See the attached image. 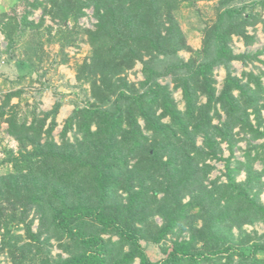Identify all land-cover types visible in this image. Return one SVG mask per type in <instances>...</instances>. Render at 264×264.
Returning a JSON list of instances; mask_svg holds the SVG:
<instances>
[{
	"label": "trees",
	"instance_id": "16d2710c",
	"mask_svg": "<svg viewBox=\"0 0 264 264\" xmlns=\"http://www.w3.org/2000/svg\"><path fill=\"white\" fill-rule=\"evenodd\" d=\"M199 1H215V17L193 48L179 11ZM24 2L0 24V61L22 46L17 58L28 67L0 98V123L16 141L0 156V256L9 264H264V232L243 229L264 222V48L233 47L234 37L254 44L257 24L264 31V0ZM89 8L93 27L79 24ZM45 41L58 44L64 64L67 47L90 48L75 64L82 103L57 135L61 98L42 110L37 96H23L27 78L48 85L32 76L48 58ZM233 61L252 66L237 73ZM138 62L142 79L132 81ZM211 161L223 162L214 178Z\"/></svg>",
	"mask_w": 264,
	"mask_h": 264
},
{
	"label": "rangeland",
	"instance_id": "374dc122",
	"mask_svg": "<svg viewBox=\"0 0 264 264\" xmlns=\"http://www.w3.org/2000/svg\"><path fill=\"white\" fill-rule=\"evenodd\" d=\"M214 5L215 1H199L195 3L194 7L184 8L182 7L179 11V22L183 30L187 35V42L193 48H198L201 45V38L202 33L200 31L201 27L206 23V21L210 22L215 17L214 12ZM25 6L24 0H0V24L8 17L14 16L15 14H19L23 12ZM86 15L79 19V24L85 27H93V23L95 22V18L92 16V9H86ZM41 15V10L36 9L34 10L33 15L30 17L35 21H38ZM264 17V11L263 15ZM52 24V21L46 17L45 18V25ZM249 33H252L253 30L251 27H248ZM256 36L258 37L257 41L254 44L244 45L241 40H237L234 37L233 47L236 53L243 52L246 50L254 51L259 48H264V31L262 30V24H257V31L255 32ZM30 38V32H27L23 40H28ZM6 41L4 40L3 34L0 32V48L4 49ZM21 45V44H20ZM45 52H47L48 58L43 62V64L38 67L36 71H33L32 76H37V73H40L42 76L38 77L40 81L45 80L48 85H42L39 82H33L29 84V78H27L24 83L23 87L25 88V92L23 96L27 97L29 102L33 100V96L38 97V107L42 110L50 109L53 105L54 101L58 98H61L62 105L59 109V112L56 116V120L58 122L57 127L54 130V134L57 135L58 131L61 128L64 118H66L71 110L74 107V104L77 102L79 104L82 103V95L76 87V80H75V64L81 62L89 53L90 48L87 43L81 42L79 46L76 47H67L66 53L68 54V62L67 63H60L58 62L60 53L58 52L59 46L57 43H48L45 41L44 46ZM23 52L22 46H19L16 50V57L12 59H8L5 53H2L1 61H0V83L1 80L6 78L8 82L4 85L1 84L0 90V98L2 93L5 92L8 88L12 86V81L15 80L16 76L19 73H24L28 71V67L26 66L27 63L23 61H19L17 57H21ZM180 54L185 59L189 57V52L181 51ZM260 59H264V54L259 56ZM257 65H262L260 61H254ZM233 65L237 69V73H240L241 70H249L252 66V63L248 64L247 66H243L240 61H233ZM141 64L138 62L131 70L127 73V78L132 81H138L142 79V74L140 72ZM216 78L221 81L224 77V69L218 68L215 70ZM38 91V92H37ZM33 95V96H32ZM177 100H180L181 95L179 92L174 94ZM17 99L13 98L12 102H16ZM81 101V102H80ZM179 106L183 107L182 102H179ZM253 118V116L251 117ZM254 122V121H253ZM6 124L1 122L0 123V156H1V149L2 147H12L16 149V141L8 136L4 129ZM200 142V140H198ZM258 142H261L259 140ZM242 148H246L245 141H240L238 143ZM224 150V156H227L228 149L225 143L222 144ZM235 154L243 159V151L235 149ZM211 163H215L216 168L211 172V177L214 178L215 176L219 175L221 171L224 170L223 162L220 161H211ZM256 168H259L260 165L258 163L255 164ZM238 179H243L244 173L239 174ZM225 178L222 177V180ZM261 199L264 202V193L261 195ZM159 221V220H158ZM36 228V221L33 225V229ZM243 229H246L249 232L254 230L258 231L259 233L264 232V222L256 221L252 224H245L243 225ZM237 233V229L233 230ZM59 252V249L56 248L55 244L51 246V253L56 254ZM151 254V253H150ZM0 259L2 264H9L5 259L4 256L1 255Z\"/></svg>",
	"mask_w": 264,
	"mask_h": 264
}]
</instances>
